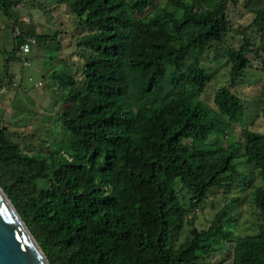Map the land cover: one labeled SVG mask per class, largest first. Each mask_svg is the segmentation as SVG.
Here are the masks:
<instances>
[{"label":"trees","instance_id":"16d2710c","mask_svg":"<svg viewBox=\"0 0 264 264\" xmlns=\"http://www.w3.org/2000/svg\"><path fill=\"white\" fill-rule=\"evenodd\" d=\"M41 1L64 5L85 29L77 43L81 79L54 75L65 106L64 138L51 144L48 157L11 144L0 121V189L49 264H210L230 242L232 264H264V135L245 126V109L230 91L251 68L249 54L260 58L248 37L225 53L230 82L214 93V108L201 101L211 83L202 59L230 31L228 1L167 0L164 7L156 0ZM18 2L0 0V11L8 16ZM249 5L250 29L264 45V0ZM17 33L7 64L30 40L57 60V33ZM233 118L243 128L225 145ZM242 160L261 180L260 186L249 182L257 233L234 237L230 230L238 199L198 230L187 216L211 190L240 180ZM185 225L189 236L172 248Z\"/></svg>","mask_w":264,"mask_h":264},{"label":"rangeland","instance_id":"374dc122","mask_svg":"<svg viewBox=\"0 0 264 264\" xmlns=\"http://www.w3.org/2000/svg\"><path fill=\"white\" fill-rule=\"evenodd\" d=\"M15 1H19L18 4L7 10V14L17 21V27H13L12 20L0 11V121L9 132L11 144L19 146L25 153L29 151L30 155L48 157L51 144L58 143L64 138L59 117L65 106L62 103V91L54 75L63 73L73 76L76 80L81 79L84 59L81 58L77 43L86 35V31L75 23L64 5L51 8L41 0ZM166 1L156 0V3L164 7ZM227 1L230 31L219 39L214 51L206 53L202 59V68L211 77V83L201 96V101L214 108V93L228 86L230 82V66L227 64L225 53L230 48L237 50L243 38L248 37L253 47L259 48L260 58L249 54L251 68L240 76L230 91L240 99L245 109V126L264 135V117L261 110V95L264 92V45L259 42L260 33L256 28L250 29L254 20L249 5L252 0H237L235 6L231 0ZM148 15L149 11L141 16L137 15V18ZM18 26L25 32L31 31L41 35L57 33L61 46L57 60L52 62L50 54L34 40H30L31 51L24 56L18 50L15 54L16 59L7 64V57L11 56L14 50L13 41L18 34ZM6 74L9 75L8 83ZM242 128L243 125L233 118L232 131L225 145L237 141ZM210 139L212 138L208 137V141ZM238 171L240 180L236 184L228 188L211 190L207 200L187 216L188 220L193 219L195 228L206 230L222 208L232 199H238L239 202L233 204L229 213V217L236 221L230 230L234 237L257 233L260 218L252 202L251 185L260 186L261 180L255 168L245 160L239 162ZM242 181H245V184ZM249 182L252 183L250 186ZM180 193L182 203L189 207V197H185L184 190ZM190 229L185 225L179 234L173 236L172 248L177 249L184 243ZM232 247L233 242L224 244L221 253L214 254L206 261L210 264H232Z\"/></svg>","mask_w":264,"mask_h":264},{"label":"water","instance_id":"95a60500","mask_svg":"<svg viewBox=\"0 0 264 264\" xmlns=\"http://www.w3.org/2000/svg\"><path fill=\"white\" fill-rule=\"evenodd\" d=\"M0 264H49L1 189Z\"/></svg>","mask_w":264,"mask_h":264},{"label":"built area","instance_id":"2783aa9c","mask_svg":"<svg viewBox=\"0 0 264 264\" xmlns=\"http://www.w3.org/2000/svg\"><path fill=\"white\" fill-rule=\"evenodd\" d=\"M19 51L21 52L22 55L24 56L27 55L31 51L30 43H24L23 45H21Z\"/></svg>","mask_w":264,"mask_h":264}]
</instances>
